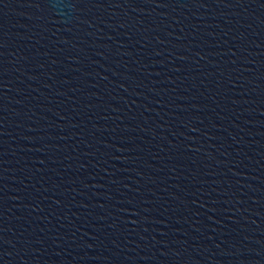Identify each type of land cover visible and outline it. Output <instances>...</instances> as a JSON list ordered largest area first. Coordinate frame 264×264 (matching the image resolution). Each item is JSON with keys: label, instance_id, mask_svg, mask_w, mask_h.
I'll list each match as a JSON object with an SVG mask.
<instances>
[{"label": "water", "instance_id": "water-1", "mask_svg": "<svg viewBox=\"0 0 264 264\" xmlns=\"http://www.w3.org/2000/svg\"><path fill=\"white\" fill-rule=\"evenodd\" d=\"M0 264H264V0H0Z\"/></svg>", "mask_w": 264, "mask_h": 264}]
</instances>
